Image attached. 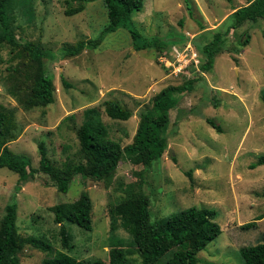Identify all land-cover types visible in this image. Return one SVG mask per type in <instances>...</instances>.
<instances>
[{
	"label": "rangeland",
	"instance_id": "rangeland-1",
	"mask_svg": "<svg viewBox=\"0 0 264 264\" xmlns=\"http://www.w3.org/2000/svg\"><path fill=\"white\" fill-rule=\"evenodd\" d=\"M189 1L190 8L185 0H144L143 9L132 13L130 26L147 38L183 35L181 45L193 41L200 45L211 38L212 31H224L226 17L246 4V0ZM66 7L65 0H13L8 13L18 44L31 42L43 52V69L54 88L49 105L27 107L23 103L33 85L35 63L21 46L0 43V105L12 112L15 123L7 146L26 155L34 168L43 163L39 142L55 165L82 159L76 132L91 116H98L109 136L125 146L138 126L139 113L151 106L154 95L187 79L170 74L156 49H134L125 28L101 35L108 23L103 0H87L84 9L73 15L64 13ZM246 36L248 42L241 44ZM100 37L95 47L76 55L65 53L67 44ZM176 96L165 127L167 149L149 170L123 153L109 184L75 175L67 192L61 193L42 172L16 189L18 174L0 168V219L13 198L19 234L40 237L61 249L60 224L53 222L51 206L74 201L86 191L92 228L63 222L73 235L68 254L107 264L112 233L108 208L123 198L128 184L135 186L141 180L150 200L151 219L190 206L215 211L221 233L198 252V264H242L239 247L255 244L264 234V197L260 195L264 164L250 166L264 154V18L230 29L213 66L203 71L191 91ZM109 100L130 110L131 116L110 118L105 112ZM206 118L213 119L220 131ZM250 221H255L253 227L240 228ZM114 235L123 239L139 264V253L128 233L118 226ZM18 256L20 264H43L47 255L25 244Z\"/></svg>",
	"mask_w": 264,
	"mask_h": 264
},
{
	"label": "trees",
	"instance_id": "trees-1",
	"mask_svg": "<svg viewBox=\"0 0 264 264\" xmlns=\"http://www.w3.org/2000/svg\"><path fill=\"white\" fill-rule=\"evenodd\" d=\"M87 0H65L66 15H73L84 9ZM190 8V1L185 0ZM73 2H76L73 5ZM106 7L108 23L102 29L101 35L115 31L119 27L125 28L132 38L134 49L154 48L158 54L169 50L172 45H180L183 35L170 38L144 37L139 31L131 28V15L140 12L144 7V0H103ZM13 0H0V43H7L13 47L21 46L26 56L35 63L33 70V85L25 96L23 103L27 107L46 106L54 101L52 78L44 72L41 57L43 52L33 43L18 44L15 39L9 10ZM264 18V0H246V4L234 8L226 19L224 31H212V36L203 44L193 41V45L200 54V70L206 71L213 66L214 57L222 51L224 37L230 29H237L245 22H255ZM102 37L79 40L74 44L65 45L67 55H76L84 48L95 47ZM248 37L241 41L246 44ZM28 65L26 64V67ZM201 74L185 79L179 85H168L156 93L149 108L139 113V123L132 140L125 146L109 136L105 125L98 116L87 117L77 129L79 153L82 159L75 161L66 159L62 165H55L47 158L43 142L38 144V152L43 159L42 165L37 168L30 166L29 158L24 154L12 152L7 143L10 132L15 127L13 114L0 105V168L18 174V184L32 177L36 172L46 174L56 189L65 193L70 181L75 175L104 181L109 184L118 166L122 154L131 161L140 162L145 170H149L167 149L168 141L165 127L169 121V110L177 103V94L191 91L194 83ZM62 83H68L62 79ZM218 101H215L216 104ZM105 112L112 119L127 120L131 111L122 107L117 101L109 100L105 103ZM206 121L215 129L220 127L211 118ZM264 164V154L260 155L251 168ZM186 174L191 177L190 171ZM124 196L108 208L110 218L111 246L108 250L107 264H136L131 258L121 237L114 235V231L121 226L129 235L130 243L139 253V264H198L197 254L206 247V244L215 239L221 228L216 221V213L206 207L190 206L167 217H150V200L142 190V181L136 185L128 184ZM264 197V189L260 192ZM17 204L12 198L5 205V212L0 219V264H20L18 252L25 244L44 251L46 257L43 264H103L100 260H79L68 254L73 235L63 224L66 220L78 227L91 230V200L86 191H82L77 199L70 202H59L51 206L53 222L60 224L58 237L61 249H54L52 244L40 237L19 234L16 226ZM261 216L257 217L260 219ZM255 225L250 221L240 225L248 229ZM242 264H264V234L255 244L239 247Z\"/></svg>",
	"mask_w": 264,
	"mask_h": 264
},
{
	"label": "built area",
	"instance_id": "built-area-1",
	"mask_svg": "<svg viewBox=\"0 0 264 264\" xmlns=\"http://www.w3.org/2000/svg\"><path fill=\"white\" fill-rule=\"evenodd\" d=\"M158 60L170 74L175 76L185 75L189 78L203 73L199 68L200 54L191 43L172 45L169 50L158 54Z\"/></svg>",
	"mask_w": 264,
	"mask_h": 264
}]
</instances>
